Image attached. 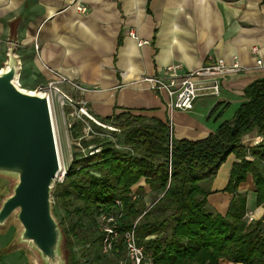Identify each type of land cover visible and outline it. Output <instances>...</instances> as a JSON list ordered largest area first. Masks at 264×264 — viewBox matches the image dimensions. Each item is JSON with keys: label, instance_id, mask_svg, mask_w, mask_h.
<instances>
[{"label": "crops", "instance_id": "crops-1", "mask_svg": "<svg viewBox=\"0 0 264 264\" xmlns=\"http://www.w3.org/2000/svg\"><path fill=\"white\" fill-rule=\"evenodd\" d=\"M80 6L87 12H80ZM16 19L22 76L44 86L56 79L55 72L79 84L87 91L61 86L71 89L99 120L127 112L168 123L166 93L152 91L143 78L161 76L170 65L188 72L211 60L224 59L228 65L238 61L242 71L221 79L220 96L201 97L191 112L173 114L177 140L207 138L221 122L233 119L244 89L264 78V0H0V64ZM263 140L254 131L242 143L252 148ZM236 161L229 155L212 183L208 207L215 214L228 211L231 196L224 189ZM238 192L247 196L246 219L252 214L253 221L261 220L264 206L256 203L252 175ZM145 201L150 205L153 200L148 195ZM7 244L0 245V264L1 256L11 255L4 264H30L21 251L2 255Z\"/></svg>", "mask_w": 264, "mask_h": 264}, {"label": "trees", "instance_id": "trees-1", "mask_svg": "<svg viewBox=\"0 0 264 264\" xmlns=\"http://www.w3.org/2000/svg\"><path fill=\"white\" fill-rule=\"evenodd\" d=\"M101 123L114 128L115 137L123 136L127 150L118 148L120 140L115 137L81 141L83 148L93 144L99 151L74 156L54 192L72 264H119L126 257L123 233L135 224L138 245L154 264H220L221 260L264 264V215L248 222L247 196L238 192L252 175L256 203L264 206V140L252 148L242 143L254 131L264 138V78L244 89L233 119L221 122L202 140L170 141L168 123L127 112L114 113ZM72 129L77 133L83 127ZM231 154L237 161L224 189L231 196L230 205L225 215L215 214L208 198ZM148 195L150 205L145 201ZM117 200L123 203L120 237L108 255L103 253L104 234L97 218L113 212ZM77 250L82 251L80 258L75 256Z\"/></svg>", "mask_w": 264, "mask_h": 264}, {"label": "water", "instance_id": "water-1", "mask_svg": "<svg viewBox=\"0 0 264 264\" xmlns=\"http://www.w3.org/2000/svg\"><path fill=\"white\" fill-rule=\"evenodd\" d=\"M19 20L10 24L0 68V234H14L1 254L23 252L30 264H72L54 192L62 163L51 98L20 84Z\"/></svg>", "mask_w": 264, "mask_h": 264}, {"label": "built area", "instance_id": "built-area-1", "mask_svg": "<svg viewBox=\"0 0 264 264\" xmlns=\"http://www.w3.org/2000/svg\"><path fill=\"white\" fill-rule=\"evenodd\" d=\"M80 12H87L84 6L78 7ZM141 45L143 43H140ZM253 53H258L257 48L252 49ZM258 65L262 62L259 60ZM242 66L238 61L228 65L224 59L211 60L207 65L193 71L185 72L181 65L167 66L163 75L156 77L143 78L150 89L154 92H165L167 101V111L169 113V134L170 141L173 138V114L176 111L191 112L194 109V104L197 99L204 96L218 97L221 94V79L231 73L242 71ZM55 75V80L50 81L47 85L41 86L44 92H47L51 98L53 93H60L59 84H69L75 91L81 93L87 91L79 84L68 80L67 78L52 72ZM70 102L73 100L65 96ZM76 108L79 110V115H85L92 121L103 128H114L100 124L88 113L86 103L82 101L75 102ZM97 150L96 152H98ZM114 211L110 213H101L97 222L104 234L103 253L111 255L114 243L119 239V222L123 216V203L120 200L115 202ZM248 220L253 221L252 214H248ZM136 224L132 229L123 233V240L126 248V257L119 261V264H154L153 260L146 256L144 250L138 245L136 235Z\"/></svg>", "mask_w": 264, "mask_h": 264}, {"label": "rangeland", "instance_id": "rangeland-1", "mask_svg": "<svg viewBox=\"0 0 264 264\" xmlns=\"http://www.w3.org/2000/svg\"><path fill=\"white\" fill-rule=\"evenodd\" d=\"M1 64H0V68H1ZM41 83L42 82L40 80H37L35 78L34 79L31 78L27 81V77L25 76V74L22 76V71H21L20 84L24 89L35 90L37 87L42 86ZM48 83L49 81L45 85H47ZM58 86H61V84H59ZM59 89H60V93H53L51 106H52L53 119L55 124L56 135H57L59 153L62 163V172L59 175L58 183H62L64 181V177L70 165L72 164L74 156L92 154L99 149L97 145H93V144L87 148H83L81 145V141L88 142L95 138L102 141V140L114 139L115 136L112 134L111 128L110 129L103 128L94 121H92L90 118L86 117L85 115H79V110L75 106V102H78L79 99L76 98L75 93L71 89H69L66 86L63 87L61 86ZM65 96H68L70 99H72L73 103L70 102ZM88 113L91 115L89 111ZM95 120L96 122L103 124L101 123V120H97V119ZM74 125H81L83 127V130L74 133V129H72V126ZM98 127L100 129H98ZM115 138L120 140L118 142L119 144L118 148L127 150V148H125L123 146V143L121 142L123 136L121 134H118ZM14 231L15 228L11 227L6 234H1L0 245L9 242V239L14 234ZM81 254H82L81 250L75 251L76 258H80ZM12 258H14L12 257V255L6 257L1 256V262H3L4 264L8 262V260H12Z\"/></svg>", "mask_w": 264, "mask_h": 264}]
</instances>
